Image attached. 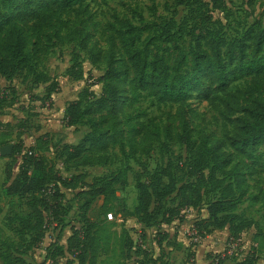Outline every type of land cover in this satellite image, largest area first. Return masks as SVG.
<instances>
[{
  "label": "trees",
  "instance_id": "16d2710c",
  "mask_svg": "<svg viewBox=\"0 0 264 264\" xmlns=\"http://www.w3.org/2000/svg\"><path fill=\"white\" fill-rule=\"evenodd\" d=\"M85 1L0 0V77L12 82L25 73L26 77L34 76V83H47V78L37 76L33 64L35 55L40 52L44 31L60 16L78 12ZM180 3L190 8V16L183 22L186 27L178 31L172 24L134 25L119 19L107 24L105 35L110 57L106 73L100 78L104 92L99 99L87 103L82 95L87 92H83L66 105L65 125L86 127L89 132L77 146L65 147L64 153L67 160H80L82 166L106 165L109 158L105 153L116 147L127 158H134L139 153L149 156L156 144L166 147L170 142L184 143L188 154L185 166L195 180L178 183L172 162L165 168H157L148 182L137 178L138 204L126 215L152 228L173 225L185 209L204 210L206 215L197 218L192 225L191 233L195 235H191V239L196 237L202 241L216 230L224 229H228L230 236L238 237L252 228L242 221L236 224L238 206L250 197L249 182L264 178V26L257 24L241 37L229 39L208 16L211 8L224 10L226 0H212V4L202 0ZM185 36L190 38L188 52ZM67 75L75 81L83 79V73L78 74L72 68L67 70ZM240 82L245 84L243 90L232 92L234 85ZM49 92L53 90L50 88ZM144 93L157 105L179 104L182 133H177L173 127L161 128L153 119L145 122L144 111H126L139 102ZM195 94L206 100L212 97L213 102L219 103L220 116L228 129L223 138L202 136L193 140L189 134L184 108ZM162 140L167 142L161 143ZM35 149H43L41 141ZM15 150L11 157L21 153V147ZM5 176V194L28 198L32 210L26 218L15 216L9 220L20 242L27 244L19 253H27L28 249L43 243L49 223L46 216L57 223L61 236L66 227L61 212L63 195L50 194L47 188L61 184L82 199L80 209L84 215L82 232L73 228L67 250L79 264H97L101 242L107 238L106 229L86 215L100 199L105 219L114 214L117 186L124 188L128 184L126 171L112 172L91 181L82 174L56 179L47 173L44 159L27 153L15 178L13 164L6 166ZM261 191L264 194V190ZM209 195L213 197L206 200L205 196ZM170 199L177 202L175 207L168 206ZM253 201L259 200L254 197ZM57 251V255H64L61 248ZM228 258L218 257L214 263L225 264ZM3 262L33 264L15 258L9 251L3 255ZM255 262L254 256H247L231 264ZM149 264L160 263L151 260Z\"/></svg>",
  "mask_w": 264,
  "mask_h": 264
},
{
  "label": "rangeland",
  "instance_id": "374dc122",
  "mask_svg": "<svg viewBox=\"0 0 264 264\" xmlns=\"http://www.w3.org/2000/svg\"><path fill=\"white\" fill-rule=\"evenodd\" d=\"M181 1L86 0L78 12L60 16L44 31L40 52L35 55L33 64L37 76L47 78V83H34V76L26 77L25 73L18 75L12 82L0 77V264H4L3 255L8 251L15 258H23L33 264H79L67 249L68 239L74 233L73 228L80 232L83 229L81 221L84 215L80 209L82 199L76 198L75 191L61 184L47 187L50 194L60 192L63 195L61 212L66 227L61 236L57 223L46 216L49 223L43 243L28 249L27 253L18 252L25 250L27 244L20 242L9 220L15 216L26 218L32 210L28 206V198L5 194V169L8 164H13L15 178L27 153L44 159L47 173L53 174L56 179H70L82 174L87 177V181H91L112 172L126 171L128 184L124 188L117 186L118 201L114 214H109L105 219L101 214L100 199L94 202L86 215L89 220L99 222L106 229L107 238L101 242L97 264H149L151 260L160 264H216L214 260L218 257H229L225 264H231L247 256H254L256 264H264V194L261 191L264 190V178L259 182H249L250 197L238 206L239 220L236 224L242 221L251 224V229L238 237H233V234L230 236V233L227 236L225 231L216 230L205 240L196 242L191 239L192 233L188 234L186 230L197 218L206 215L204 210L195 212L185 209L173 225L152 228H146L134 217L126 215V212L132 213L138 204L137 178L148 182L157 168H165L172 162L178 183L195 180L190 177L185 166L188 154L184 143L170 142L166 143V147L156 144L149 156L139 153L134 158H127L116 147L105 153L109 158L106 165L82 166L80 160H67L64 153L65 147L77 146L89 132L86 127L71 128L65 125L63 110L68 102L77 100L83 92H87L82 94L86 103L103 95L104 85L100 78L106 73L110 57L105 35L107 24L114 23L116 19L130 21L134 25L172 24L174 30L178 31L186 27L183 22L190 16V8L181 4ZM202 1L212 4V0ZM208 16L217 28L224 30L227 38H238L257 24L264 26V0H226L224 10L211 8ZM185 40V50L188 52L190 38L185 36ZM70 68L78 74L83 73V79L75 81L69 78L67 70ZM244 87L245 84L240 82L234 85L232 92L243 90ZM50 88L52 93L49 92ZM262 98L264 100V96ZM152 99L144 93L139 102L131 108L127 107L126 111H144L147 114L143 119L145 122L153 119L161 128L173 127L177 133H182L183 130L179 129V104L157 105ZM212 99L206 100L195 94L184 108L186 127L193 140L202 136L221 139L228 134L220 116L221 107ZM40 141L43 144L41 151L35 149ZM9 145H13L12 154L3 156L1 148ZM16 147H21V153L11 157ZM126 150L129 153V149ZM212 197L205 196V199ZM254 197L259 201L254 202ZM176 204L171 199L168 201L170 207ZM179 236L191 241L187 243L185 251L176 253L180 246ZM204 244L206 248L213 249L206 251ZM57 248H61L64 255H57Z\"/></svg>",
  "mask_w": 264,
  "mask_h": 264
},
{
  "label": "crops",
  "instance_id": "0c3cea01",
  "mask_svg": "<svg viewBox=\"0 0 264 264\" xmlns=\"http://www.w3.org/2000/svg\"><path fill=\"white\" fill-rule=\"evenodd\" d=\"M63 112H65V110H63ZM63 118H64V116H63ZM191 228H192V226H188L187 227V230H186V232L188 233V234H191ZM221 231H225L226 232V234L225 235H229V231H228V229H224V230H221ZM214 237V236H213ZM213 237H211L212 239H213ZM210 238V239H211ZM189 241H191V239H188V238H186V239H182V237L181 236H179L178 237V242L180 243V246H181V249H176V253H178V252H182V251H185L186 250V248H187V243H189ZM204 248L205 249H207L206 251H211V249H213V248H211V247H208V248H206V244H204Z\"/></svg>",
  "mask_w": 264,
  "mask_h": 264
},
{
  "label": "water",
  "instance_id": "95a60500",
  "mask_svg": "<svg viewBox=\"0 0 264 264\" xmlns=\"http://www.w3.org/2000/svg\"><path fill=\"white\" fill-rule=\"evenodd\" d=\"M13 145L5 146L1 148V154L3 156H10L12 154Z\"/></svg>",
  "mask_w": 264,
  "mask_h": 264
},
{
  "label": "built area",
  "instance_id": "2783aa9c",
  "mask_svg": "<svg viewBox=\"0 0 264 264\" xmlns=\"http://www.w3.org/2000/svg\"><path fill=\"white\" fill-rule=\"evenodd\" d=\"M193 235H195V234H193ZM193 235H192V236H193ZM193 239H194L196 242L199 241L198 238H196V237H193Z\"/></svg>",
  "mask_w": 264,
  "mask_h": 264
}]
</instances>
